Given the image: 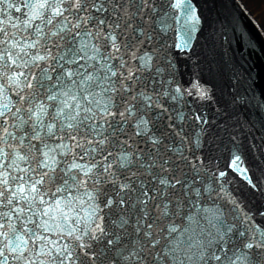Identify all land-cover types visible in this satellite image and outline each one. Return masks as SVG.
<instances>
[{"label": "snow or ice", "instance_id": "1", "mask_svg": "<svg viewBox=\"0 0 264 264\" xmlns=\"http://www.w3.org/2000/svg\"><path fill=\"white\" fill-rule=\"evenodd\" d=\"M201 19L0 0V264H264V134L203 81Z\"/></svg>", "mask_w": 264, "mask_h": 264}, {"label": "water", "instance_id": "2", "mask_svg": "<svg viewBox=\"0 0 264 264\" xmlns=\"http://www.w3.org/2000/svg\"><path fill=\"white\" fill-rule=\"evenodd\" d=\"M202 19L190 40L193 61L203 81L218 96L239 93L247 118L255 125L248 143L260 144L264 120V29L242 0H192ZM166 23H172L171 20ZM183 23V21H181ZM176 37L168 32V43ZM192 63L189 62V68ZM184 70V65H181ZM242 78V79H241Z\"/></svg>", "mask_w": 264, "mask_h": 264}, {"label": "rangeland", "instance_id": "3", "mask_svg": "<svg viewBox=\"0 0 264 264\" xmlns=\"http://www.w3.org/2000/svg\"><path fill=\"white\" fill-rule=\"evenodd\" d=\"M264 27V0H243Z\"/></svg>", "mask_w": 264, "mask_h": 264}]
</instances>
